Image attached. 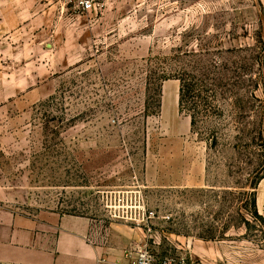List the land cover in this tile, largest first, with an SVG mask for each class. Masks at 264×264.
I'll return each mask as SVG.
<instances>
[{
  "label": "rangeland",
  "instance_id": "1",
  "mask_svg": "<svg viewBox=\"0 0 264 264\" xmlns=\"http://www.w3.org/2000/svg\"><path fill=\"white\" fill-rule=\"evenodd\" d=\"M263 173L264 0H0V205L264 264Z\"/></svg>",
  "mask_w": 264,
  "mask_h": 264
},
{
  "label": "crops",
  "instance_id": "2",
  "mask_svg": "<svg viewBox=\"0 0 264 264\" xmlns=\"http://www.w3.org/2000/svg\"><path fill=\"white\" fill-rule=\"evenodd\" d=\"M172 97L165 88L164 108ZM141 238L137 228L121 223L103 228L85 215L0 205V264H127L128 249Z\"/></svg>",
  "mask_w": 264,
  "mask_h": 264
},
{
  "label": "built area",
  "instance_id": "3",
  "mask_svg": "<svg viewBox=\"0 0 264 264\" xmlns=\"http://www.w3.org/2000/svg\"><path fill=\"white\" fill-rule=\"evenodd\" d=\"M82 12L95 8L98 0H73ZM152 215L153 212H149ZM150 215H148L150 217ZM127 264H194L187 256L164 257L157 259L148 240L134 244L127 251Z\"/></svg>",
  "mask_w": 264,
  "mask_h": 264
},
{
  "label": "trees",
  "instance_id": "4",
  "mask_svg": "<svg viewBox=\"0 0 264 264\" xmlns=\"http://www.w3.org/2000/svg\"><path fill=\"white\" fill-rule=\"evenodd\" d=\"M202 80L198 78V74L195 73L194 70H188L184 72L182 77L180 78V88H179V109L182 110L184 107V103L186 100L189 99V94L193 90L195 86H198V83H201ZM191 120L190 125L191 129L195 130L196 127V114L193 112L190 114ZM262 178H264V173L259 176L258 180L254 183V186H256ZM258 182V183H257ZM253 197L251 201V205L253 208V214L256 215V217H259L264 223V217L261 215L258 216L257 212V206H256V194L253 192Z\"/></svg>",
  "mask_w": 264,
  "mask_h": 264
}]
</instances>
